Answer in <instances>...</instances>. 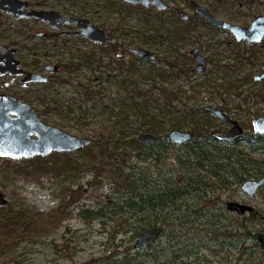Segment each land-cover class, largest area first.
I'll return each mask as SVG.
<instances>
[{
    "label": "rangeland",
    "instance_id": "374dc122",
    "mask_svg": "<svg viewBox=\"0 0 264 264\" xmlns=\"http://www.w3.org/2000/svg\"><path fill=\"white\" fill-rule=\"evenodd\" d=\"M24 1L36 9L45 8L86 19L104 30L111 39L108 46H101L82 36L54 38L51 28L34 20L0 15V45L13 44L12 47L18 49L17 60L31 72L39 71L36 70L38 67L41 69L52 60H65L66 63L71 56L81 57L84 53L92 54L95 62L116 66L117 56L129 62L134 60L127 49L143 48L154 54L155 64L160 69L169 70V66L175 65L173 70L180 72L177 80L168 79L167 87L181 85L183 89L179 94H170V102L162 99L158 89L149 88L150 83L141 84L150 99L149 112L157 114L164 123L160 135L170 131L167 122L174 120L178 110L186 107L194 110V120L198 123L186 124L180 129L191 130V126L203 125L215 133L217 143L214 144L224 151L234 147L247 153L256 141L264 148V134L256 133L252 125L254 118L264 117V81L254 80V76L263 72L264 43L247 46L237 43L225 30L202 24L198 17L188 25L178 18L181 10L192 16L189 3L195 1L209 8L219 19L248 27L257 16L264 14V0H164L169 8L162 13L152 8L123 6L122 0ZM43 30L50 32L48 39H40ZM64 30L72 31V28ZM170 31H184L186 35L176 39L171 37ZM193 48H199L207 59V70L202 74L193 70L196 66L190 55ZM152 63L136 61L135 65L148 69ZM110 72L100 74L89 64L77 66L71 74L66 70L59 73L45 71L50 77L46 83H25L10 75H0V93L29 104L47 125L77 137L93 139L108 124L107 106L122 98L125 100L126 95L115 84V78L109 81ZM121 73L111 72L113 76ZM86 91L92 99L86 97ZM205 107L221 108L242 126L243 136L236 138V142L225 140L224 132L230 126L212 115L202 114ZM143 133L148 132L142 129L136 137ZM31 137L36 138L35 135ZM183 144H173L160 155L146 160L134 155L137 151L132 142L123 150L131 153L126 157L127 166H134L137 175L141 167L151 165L155 172L160 170L162 177L169 179L170 169L178 166L177 158H188V148ZM103 152L99 144L92 143L72 153L55 151L46 156L21 159L0 155V192L8 200V204L0 208V227L4 230L1 225L5 223L2 222L16 219L11 233L7 236L0 233V263L123 264L126 254L128 258H134L131 264L264 263L260 253L254 254L250 249L238 259V252L229 254L223 248L225 240L230 238L226 228L232 232V238L242 232L237 226L238 215L226 210L227 202L250 205L260 218L264 216V187L254 198H248L239 187L210 188L194 194L187 200L188 208L181 206L179 212L172 207L167 218L160 216L168 220L166 224L157 223L165 228L164 233L140 252L134 249L138 236L134 235V230L117 233L123 229L117 225L122 222L121 217L85 219L83 210L94 209L98 202L118 194L120 177L114 171L119 159L115 157L116 153L107 157ZM252 155L264 158V153L259 151ZM252 212L245 216H252ZM170 221L173 225H169ZM249 221H246L247 226L252 225ZM260 224L257 221L255 226L259 228Z\"/></svg>",
    "mask_w": 264,
    "mask_h": 264
},
{
    "label": "trees",
    "instance_id": "16d2710c",
    "mask_svg": "<svg viewBox=\"0 0 264 264\" xmlns=\"http://www.w3.org/2000/svg\"><path fill=\"white\" fill-rule=\"evenodd\" d=\"M192 18L196 17L192 16ZM230 19L236 20L234 17H230ZM200 22L207 24L203 20H200ZM156 31L159 32L158 30ZM170 33L171 37L176 39H181L186 35L184 31H170ZM187 33L189 32L187 31ZM141 41H144V39ZM84 59L87 64H96L91 61L90 55L84 56ZM136 61L143 63L142 60L136 58L131 62L115 61L116 66L114 67L119 66V68H122V73L113 76L110 72L109 81H111V78H115V84L126 95L124 96L125 100L122 98L118 103L107 106L109 113L108 124L104 126L103 131H100V135H95L93 138V143L99 144L104 151L103 155L112 157L113 153H116L115 157L119 159L116 171H114L120 177L118 194L113 197L108 196L106 200L98 202L96 208L85 209L82 213L85 219L90 220H103L105 217L112 220L115 219L114 217H121L122 222L117 225L118 227H123V229L117 233L126 234L134 230V235H139L140 232L157 226L158 222H161V224L168 223V220L163 218H167L166 215L171 208L173 207L174 209L175 207L179 212H181V206L185 205L188 208L187 200L193 197L194 194L198 195L200 191L206 192L210 188L226 190L234 187L237 189L247 178L264 176V158H257L252 155V153L257 151L264 153V148L260 147V142L256 141L255 144L257 143V145L254 144L247 153L234 147L229 149V151H224V148H218L214 144L217 143L215 133L209 132L203 125H201L202 128L196 124V126H191V131L198 134L197 139L183 144V147L188 148V158L184 159L181 156L177 158L178 166L170 169L171 177L169 179H164L162 172L160 170H157L159 173L155 172L154 166L151 165L141 167L140 174L138 173L137 175L134 166H127L128 158L126 157L131 153H126L123 148L132 142L135 144L134 148L137 151L134 155L146 160L160 155L161 151L167 150L169 146L173 145L166 140L165 135H160L164 123L159 120L157 114L149 112L150 99L149 97L147 98V94L144 93L145 91L141 88V84H144V82L150 83L149 88L155 87L158 89V93L166 102H170V94H179L183 89L181 85L172 88L167 87L169 78H174L175 80L179 78L180 72L173 70L175 65L169 66L172 71L170 69H160L155 64L156 62L152 63L150 68L143 69L135 65ZM98 64L96 70L100 74L105 73L99 62ZM77 65L81 67L79 63L67 62L65 66L67 73H73ZM201 85L203 84H199V86ZM189 87L192 86L189 85ZM89 94L86 91V97L92 99ZM178 111V116H175L174 120L167 122L168 130L180 129L186 124L188 126L196 121L198 123V120H194L195 113L193 109L184 107ZM201 113L209 115L205 111H201ZM142 129L145 132L154 134L156 136L155 142L145 143L140 141L136 135ZM127 168L129 169L128 171H126ZM256 213L253 210L252 216H237V226L242 228V232L239 235L235 234L237 236L234 238L231 236L232 232L228 228L225 229L230 238L225 240L223 248L229 254L238 252L240 254L238 259H241L242 255L248 253L247 249H250L254 251V254L260 253L264 261V216L256 217ZM160 216H163V218ZM15 221L16 219L12 218L8 223L2 222L5 223L1 225L4 230L0 227V233L3 236L11 233V228ZM246 221L251 222L252 225L247 226ZM257 221L261 223L259 228L255 226ZM170 222L169 225H173V222ZM1 241L2 239H0ZM128 257V254L124 256L123 264L134 263V258ZM0 264L23 263L20 261H15L14 263L3 261ZM258 264L264 263L259 262Z\"/></svg>",
    "mask_w": 264,
    "mask_h": 264
},
{
    "label": "water",
    "instance_id": "95a60500",
    "mask_svg": "<svg viewBox=\"0 0 264 264\" xmlns=\"http://www.w3.org/2000/svg\"><path fill=\"white\" fill-rule=\"evenodd\" d=\"M131 5H141L145 8L151 5L158 11L167 9L164 0H124ZM194 13L210 22L214 27L227 30L236 42L246 41L248 44H258L264 39V14L257 16L248 27L233 24L214 16V14L204 5L192 1ZM5 12L15 18H38L42 21H48L55 28L61 25L74 23L78 28L69 35H84L89 41L106 45L109 39L106 33L89 23L86 19L67 18L54 10H36L29 9L27 1L24 0H0V13ZM179 17L183 21L189 19V14L181 11ZM59 21V22H58ZM6 49L1 53L2 49ZM17 51L15 47H7L0 45V75H20L24 74L22 79L25 83L36 82L45 83L47 77L27 71L18 67L20 62L15 58L14 53ZM127 51L139 57L140 59L153 62L156 57L151 51L143 48H129ZM197 66L195 71L204 73L206 70V59L199 52V49H192ZM48 71H57L56 66H47ZM264 78V73L256 76L255 80ZM205 110L213 114L222 122L232 124L230 131L225 133L226 137H240L242 129L237 121H233L220 108L205 107ZM253 129L258 134H264V117H256L252 120ZM35 135L36 138H31ZM197 135L191 131L173 129L166 134V139L173 144L181 145L183 143L194 140ZM139 139L144 142H153L155 136L151 133H143ZM92 144V139L87 137L74 136L59 127L50 126L43 123L37 116L33 108L26 103L14 99L8 94L0 93V155L3 157H13L14 159L31 158L37 155L46 156L52 152L72 153L78 149ZM264 186V176L261 178H247L240 185V190L248 197L256 196L260 188ZM8 204V200L0 192V207ZM226 208L230 212H234L239 216L251 213L253 207L245 203L229 201ZM163 232V227L155 226L148 228L139 233L137 241L134 245L136 250H143L149 247Z\"/></svg>",
    "mask_w": 264,
    "mask_h": 264
},
{
    "label": "flooded vegetation",
    "instance_id": "af4514ba",
    "mask_svg": "<svg viewBox=\"0 0 264 264\" xmlns=\"http://www.w3.org/2000/svg\"><path fill=\"white\" fill-rule=\"evenodd\" d=\"M123 1V6L125 5V4H128V3H126V2H124V0H122ZM165 2V1H164ZM192 2V1H191ZM191 2L189 3V8H191L192 9V11H193V7L191 6ZM166 3V2H165ZM167 4V3H166ZM28 5H29V9H36L35 7H33L29 2H28ZM128 5H131V4H128ZM131 6H135L136 8H142V9H150V8H152V9H154V10H156V8L154 7V6H150V7H148V8H145V7H143V6H141V5H131ZM168 8H169V6H168V4H167V9L166 10H164V11H167L168 10ZM42 9H45V8H41V9H36V10H42ZM46 10H48V9H46ZM158 13H162V12H164V11H158V10H156ZM181 11H183V10H181ZM180 11V12H181ZM179 12V13H180ZM185 12V11H184ZM179 13H178V18L180 19V17H179ZM187 13V12H186ZM189 14V13H188ZM193 15L192 16H195V17H198V18H200L201 20H203V21H205L207 24H209L210 26H212V27H214L210 22H208V21H206V20H204L202 17H200L199 15H197L196 13H194V11H193V13H192ZM0 15H9V16H12V15H10V14H8V13H5V12H1L0 13ZM65 16V15H64ZM192 16L189 14V19L187 20V21H183V22H185V23H188V22H190L192 19H194V18H192ZM65 17H67V18H76V17H73V16H65ZM12 18H15V17H13L12 16ZM15 19H24V20H27V19H29V20H34L35 22H37L38 24H42V25H45L47 28H51L52 29V33L51 34H53V37L54 38H56V37H60L61 35H63V36H65V37H72V35H69V33L70 32H74V31H76L78 28L74 25V23H70V24H68V25H61V26H59L58 28H55V27H53L52 25H51V23L50 22H48V21H42V20H39L38 18H27V17H25V18H15ZM77 19H82V18H77ZM59 22V21H58ZM251 24V23H250ZM249 26V25H248ZM64 28H72V31H70V30H64ZM214 28H216V29H221V28H217V27H214ZM221 30H224V29H221ZM104 31V30H103ZM225 31H227V30H225ZM105 32V31H104ZM228 32V31H227ZM106 33V32H105ZM48 36H50V32H44V30H43V32H41L40 33V39H42V40H45V39H48ZM74 36H76V35H74ZM106 36L108 37V39H109V43L108 44H106V45H101V46H108L110 43H111V39H110V37L106 34ZM53 38V39H54ZM58 39H60V38H58ZM93 43V42H92ZM238 43V42H237ZM239 43H246L247 44V46H255V45H260L261 43H264V39L260 42V43H258V44H248L246 41H243V42H239ZM2 45H5V46H7V47H12L13 46V44H2ZM193 49H196V48H193ZM197 49H199V48H197ZM192 50V49H191ZM6 51V49L4 48V49H2L1 50V53H4ZM128 52V51H127ZM199 52H200V49H199ZM17 53H18V49H17V51L14 53V56H15V58H16V55H17ZM129 53V52H128ZM201 53V52H200ZM202 54V53H201ZM86 55H90L91 56V61H94V56H92V54H83V55H81L80 54V56L81 57H79V56H75V55H73L72 57H73V59H71V58H69L68 59V61L67 62H76L77 64L79 63V64H81V66H84L85 67V65H87V61L84 59V56H86ZM190 55L192 56V58H193V61L195 62V64H196V66H197V63H196V61H195V59H194V57H193V55L191 54V51H190ZM203 55V54H202ZM204 56V55H203ZM132 57H134V59L136 58V59H139V60H142V61H147V60H144V59H140L139 57H137V56H135V55H132ZM205 57V56H204ZM17 59V58H16ZM205 59H206V57H205ZM115 60H123V61H126V62H128V60H125V58H123L122 56H117V59H115ZM115 60H114V62H115ZM19 61V60H18ZM64 61L65 60H61V62H59L58 60H55V61H53L52 60V63L51 64H45V65H42V67L43 68H37L36 70H39V71H32L33 73H38V74H42V75H45V71L47 72L48 70L46 69V67L47 66H56L58 69H57V71L56 72H63L64 70H66V63H64ZM78 61V62H77ZM156 61V59L153 61V62H155ZM20 62V64L18 65V67L19 68H21V69H24V70H27V71H31L30 69H28L27 68V66H25V65H23L22 64V62L21 61H19ZM36 64H38L37 62H36ZM90 65V64H89ZM113 64H104L103 66H102V69L104 70V72H109V71H111V72H113V70H117V72H122V68H119V66H117L116 68L114 67V66H112ZM77 66H79V65H77ZM93 65H90V67H92ZM196 66H195V68H196ZM195 68L193 69L194 71H195ZM263 72L260 74V75H262L263 73H264V66H263ZM92 70H96V68L95 69H92ZM206 70H207V59H206ZM205 70V71H206ZM96 71H98V70H96ZM196 72V71H195ZM198 73V72H197ZM202 74V73H201ZM260 75H256V76H260ZM2 76V75H1ZM10 76H12V77H16V78H19V79H23L24 78V74H20V75H16V76H13V75H10ZM46 77H47V81L49 82V80H50V77L49 76H47V75H45ZM256 76H254V80H255V77ZM256 81H259V82H261V81H264V78H262V79H260V80H256ZM221 109V108H220ZM222 110V109H221ZM204 111H205V108H204ZM223 111V110H222ZM206 113H208L209 115H212L213 116V114H211V113H209V112H207V111H205ZM224 112V111H223ZM225 113V112H224ZM230 119H232L231 117H229ZM233 121H236V120H234V119H232ZM224 124H226V125H228V126H230V129L228 130V131H230L231 130V128H232V124L231 123H227V122H224ZM239 124V123H238ZM240 125V124H239ZM240 128L242 129V134H241V136L240 137H242L243 136V128H242V126L240 125ZM187 131H191V130H187ZM228 131H226V132H228ZM191 132H193V131H191ZM226 132H224V136H225V133ZM193 133H195V132H193ZM197 136H198V134L197 133H195ZM155 136V135H154ZM236 138H239V137H226L225 136V140H227V141H230V142H236L237 141V139ZM195 139H197V137L195 138ZM194 139V140H195ZM155 140H156V136H155ZM155 140L153 141V142H155ZM167 140V139H166ZM194 140H192V141H194ZM168 141V140H167ZM170 142V141H169ZM189 142H191V141H189ZM171 143V142H170ZM186 143H188V142H186ZM185 143V144H186ZM262 188H260L259 189V191L261 190ZM258 193V192H257Z\"/></svg>",
    "mask_w": 264,
    "mask_h": 264
},
{
    "label": "bare ground",
    "instance_id": "6f19581e",
    "mask_svg": "<svg viewBox=\"0 0 264 264\" xmlns=\"http://www.w3.org/2000/svg\"><path fill=\"white\" fill-rule=\"evenodd\" d=\"M76 36H82V37H84L86 40H88L84 35H76ZM89 41V40H88ZM89 42H91V41H89ZM72 57V56H71ZM70 57V58H71ZM95 62V61H94ZM96 64H94L91 68L92 69H95L96 67H98V62H95ZM100 63V62H99ZM103 66V64L102 63H100V67H102ZM139 138V137H138ZM140 140V139H139ZM141 141V140H140ZM142 142H144V141H142ZM145 143H148V142H145ZM226 210H227V208H226ZM228 211V210H227ZM230 212V211H229ZM161 234H163V232L161 233ZM137 251H142V250H137Z\"/></svg>",
    "mask_w": 264,
    "mask_h": 264
}]
</instances>
